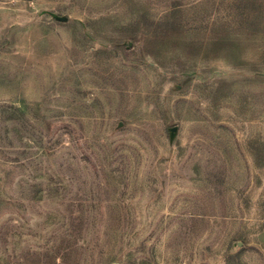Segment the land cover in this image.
Segmentation results:
<instances>
[{
  "label": "rangeland",
  "instance_id": "obj_1",
  "mask_svg": "<svg viewBox=\"0 0 264 264\" xmlns=\"http://www.w3.org/2000/svg\"><path fill=\"white\" fill-rule=\"evenodd\" d=\"M0 264H264V0H0Z\"/></svg>",
  "mask_w": 264,
  "mask_h": 264
},
{
  "label": "water",
  "instance_id": "obj_2",
  "mask_svg": "<svg viewBox=\"0 0 264 264\" xmlns=\"http://www.w3.org/2000/svg\"><path fill=\"white\" fill-rule=\"evenodd\" d=\"M56 19L59 20V21H60V20H61V21H65V20H66V18H59V17H56Z\"/></svg>",
  "mask_w": 264,
  "mask_h": 264
}]
</instances>
